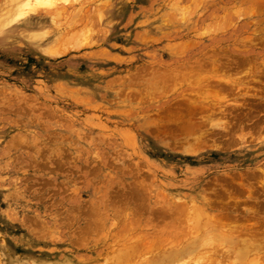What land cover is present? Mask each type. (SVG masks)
<instances>
[{"label":"rangeland","instance_id":"1","mask_svg":"<svg viewBox=\"0 0 264 264\" xmlns=\"http://www.w3.org/2000/svg\"><path fill=\"white\" fill-rule=\"evenodd\" d=\"M10 1L0 0V264H110L144 233L160 242L170 216L159 205L223 203L214 193L239 180L258 199L238 194L228 211L242 233L255 228L244 210L264 217V0H32L41 20ZM169 239L155 251L170 255Z\"/></svg>","mask_w":264,"mask_h":264},{"label":"bare ground","instance_id":"2","mask_svg":"<svg viewBox=\"0 0 264 264\" xmlns=\"http://www.w3.org/2000/svg\"><path fill=\"white\" fill-rule=\"evenodd\" d=\"M32 0H19L20 4H13V1H10V5L8 4V7L14 6V9L17 12L18 16L21 15H25L26 13H30V18H34L36 20H41L40 19V15L43 14L42 9H38L39 5H36L35 3L32 4L31 3ZM196 1V0H195ZM243 1V0H242ZM5 2V1H4ZM249 3H251V0L248 1ZM49 3V2H48ZM56 3V2H55ZM5 4V3H4ZM51 4V3H50ZM53 4V3H52ZM7 5V4H6ZM54 5V4H53ZM54 7V6H53ZM52 8V7H51ZM18 9V11H17ZM65 9V8H63ZM59 11V10H58ZM61 11V10H60ZM59 11V12H60ZM63 11V10H62ZM61 11V12H62ZM237 11V10H236ZM241 11V10H239ZM257 11V10H256ZM76 12V11H75ZM238 12V11H237ZM233 13V12H232ZM239 13V12H238ZM237 13V14H238ZM254 13V12H253ZM260 13V11H259ZM58 14V13H56ZM53 14V15H56ZM73 14V13H72ZM8 15V13H7ZM71 15V14H70ZM118 11L116 9V11L113 13L111 12V14H109V17L111 19H113V17H118ZM255 15V14H254ZM40 16V17H39ZM58 16V15H57ZM212 16V15H211ZM51 18V17H50ZM55 17H53L54 19ZM226 18V17H225ZM74 19V18H73ZM78 19V18H77ZM80 19V18H79ZM187 19V18H186ZM166 20V19H165ZM181 20V19H180ZM184 20V19H183ZM31 24V23H30ZM164 24V23H163ZM99 25V24H98ZM87 28V27H86ZM90 28V27H89ZM89 31V30H88ZM254 31V30H253ZM252 31V32H253ZM261 31V30H260ZM92 32V30L90 31ZM256 32V31H254ZM25 33V32H24ZM87 34V33H86ZM90 35V34H89ZM98 35V34H97ZM137 37V35H136ZM151 37V36H150ZM247 37V36H246ZM242 38V37H241ZM260 38V37H259ZM27 39V38H26ZM136 39V38H135ZM140 39V38H139ZM251 40V38H249ZM254 39V38H253ZM141 40V39H140ZM139 40V41H140ZM143 40V38H142ZM149 40V39H148ZM152 40V39H151ZM155 40V39H154ZM249 41V40H248ZM156 42V41H155ZM91 46V45H90ZM183 47V46H182ZM185 47V46H184ZM42 49V48H41ZM181 49V47H180ZM185 49V48H184ZM187 49V48H186ZM185 49V50H186ZM183 50V49H182ZM103 52V51H102ZM180 52V51H179ZM89 55V54H88ZM203 57V56H202ZM201 57V58H202ZM247 60V59H246ZM199 61V60H198ZM255 61V60H254ZM192 64V63H191ZM250 64V63H248ZM201 65V63H200ZM232 65V64H231ZM245 65V64H243ZM257 65V64H256ZM213 66V65H212ZM256 67V66H255ZM203 68V67H202ZM253 68V67H252ZM204 69V68H203ZM198 70V69H197ZM261 70V69H260ZM200 71V69L198 70ZM204 71V70H203ZM208 71V70H207ZM206 71V73H207ZM249 71V68H248ZM254 71V70H253ZM169 73V72H168ZM197 73H201L200 72H196L195 70V74L197 75ZM191 74V73H190ZM205 74V72H204ZM188 76V75H187ZM194 76V74H193ZM191 78V76L189 77L190 80L192 81L194 78L195 79L193 82H195L194 84H198L200 82H203L202 80L205 81L204 76L201 78H199L200 76H197L194 78ZM206 77V76H205ZM171 78V77H170ZM186 78V77H185ZM207 78V77H206ZM229 78V77H228ZM227 78V79H228ZM129 79V78H128ZM165 79V78H164ZM169 79V78H168ZM184 79V78H183ZM209 79V78H208ZM175 80V79H174ZM183 81V80H181ZM223 81V80H222ZM239 81V80H238ZM237 81V82H238ZM241 81V80H240ZM258 81V80H257ZM152 82V81H151ZM253 82V81H252ZM113 83V82H112ZM115 83V82H114ZM147 83V82H146ZM163 83V82H162ZM117 84V83H116ZM133 84V83H132ZM152 84V83H151ZM186 84V83H185ZM210 84V83H209ZM224 84V83H222ZM229 84V83H228ZM157 85V84H156ZM172 85V84H171ZM177 85V84H176ZM202 85V84H201ZM132 86V85H131ZM189 86V85H188ZM235 86V85H234ZM155 87V86H154ZM158 87V86H157ZM147 89V88H146ZM152 89V88H151ZM163 89V88H162ZM168 89V88H167ZM166 89V90H167ZM157 90V89H156ZM160 90V89H159ZM138 91V90H137ZM141 91V90H140ZM174 91V90H173ZM126 92V91H124ZM129 92V91H128ZM131 92V91H130ZM165 92V91H164ZM152 93V91H151ZM162 93V90H161ZM159 94V93H156ZM164 94V93H163ZM183 93H181L182 95ZM128 95V94H127ZM136 95V94H134ZM140 95V94H139ZM143 95V94H142ZM166 95V93H165ZM202 95V94H201ZM250 95V94H249ZM137 96V95H136ZM141 96V95H140ZM148 96V95H147ZM153 95H151L152 97ZM191 96V95H190ZM130 97V96H129ZM135 97V96H134ZM161 97V96H160ZM164 97V95L162 96ZM264 97V96H263ZM131 98V97H130ZM141 98V97H140ZM143 98V97H142ZM145 98V97H144ZM127 99V98H126ZM129 99V98H128ZM138 99V97H137ZM143 100V99H142ZM141 100V101H142ZM75 101V100H74ZM145 101V100H143ZM148 101V100H147ZM85 102V101H84ZM176 103V102H175ZM178 103V102H177ZM5 104V103H4ZM3 105V104H2ZM189 105V104H188ZM242 106V105H241ZM205 107V106H204ZM240 107V106H238ZM178 108V107H177ZM183 108V106H182ZM186 108V107H185ZM184 108V109H185ZM190 108V107H189ZM187 108V109H189ZM181 109V108H180ZM179 110V109H178ZM168 111V110H167ZM182 111V110H181ZM191 111V110H190ZM196 111V110H195ZM110 112V111H108ZM176 112V111H175ZM184 112V111H183ZM182 112V113H183ZM192 112V111H191ZM194 112V111H193ZM202 112V111H201ZM52 113V112H51ZM173 113V112H172ZM48 114V113H46ZM50 114V113H49ZM164 114V113H163ZM183 115V114H182ZM164 116V115H163ZM177 116V115H176ZM192 116V115H191ZM194 116V115H193ZM192 116V117H193ZM175 117V116H174ZM180 117V116H179ZM36 118V117H35ZM167 118V117H166ZM181 118V117H180ZM179 118V119H180ZM11 119V118H10ZM31 120V119H30ZM164 120V119H163ZM166 120V119H165ZM12 121V120H11ZM32 122V121H31ZM12 123V122H11ZM167 123V122H166ZM180 123V122H179ZM190 123V122H188ZM31 124V123H30ZM39 124V123H38ZM178 124V123H177ZM32 125V124H31ZM183 125V124H182ZM41 126V125H40ZM181 126V125H180ZM186 126V125H185ZM40 128V127H39ZM52 129V128H51ZM155 130V129H154ZM163 130V129H162ZM175 130V129H174ZM153 132V131H152ZM162 132V131H161ZM166 132V131H165ZM175 132V131H174ZM151 133V132H150ZM170 133V132H169ZM187 133V132H186ZM152 134V133H151ZM159 134V133H158ZM162 134V133H161ZM173 134V133H172ZM165 135V133H164ZM46 136V135H44ZM43 136V137H44ZM129 136V135H128ZM169 136V135H168ZM177 136V135H176ZM175 136V137H176ZM180 136V135H178ZM49 137V136H48ZM184 137V136H183ZM46 138V137H45ZM53 138V137H52ZM51 138V139H52ZM15 139V138H14ZM164 139V138H163ZM26 140V139H25ZM131 140V139H129ZM162 140V139H161ZM40 143V142H39ZM45 143V142H44ZM43 145V144H42ZM40 146V145H39ZM45 146V145H44ZM43 146V147H44ZM49 148V147H47ZM46 148V149H47ZM48 150V149H47ZM45 151V150H44ZM42 152V151H41ZM49 152V151H48ZM43 154V153H42ZM64 154V153H63ZM31 159V158H30ZM50 159V158H49ZM53 162V161H52ZM39 163V162H38ZM56 163V162H55ZM53 164V163H51ZM36 165V164H35ZM31 166V165H30ZM37 166V165H36ZM39 167V165H38ZM37 168V167H36ZM41 168V167H40ZM109 169V168H108ZM19 170V169H18ZM40 170V169H39ZM57 170V169H56ZM62 171V170H61ZM59 171V172H61ZM58 172V173H59ZM263 177L261 178L263 180L264 184V173H262ZM140 176V175H139ZM237 178H240L237 176ZM231 179V178H230ZM236 179V177H235ZM242 179V178H241ZM234 180V179H233ZM239 180V179H238ZM243 180V179H242ZM90 181V180H89ZM104 181V180H103ZM234 182V181H233ZM236 182H240L239 185L233 184L234 187L233 189H235V191L233 189H228L225 187H222L221 190L218 192L214 193L215 198L218 197V199H220L221 201H223V203L219 202V201H209L208 199H206L204 196H201L198 200L197 203L194 201H191L190 199H185V198H178L174 201H170V204H163L162 207L159 205L160 209L158 211H156L157 215H159L162 218H168L170 216V223H165L163 225V227L159 230V240L160 242H158L157 245H155V242L150 241L151 243H149L148 241V237L150 234L144 233V237L140 236L141 239L140 241H135L134 243L130 242V245L128 246L129 248L123 249L121 251L120 254L121 257L117 259L113 260L116 261L114 262L115 264H221L223 263L222 261L226 262V260H228L230 263L235 264L234 261L238 262L239 264H264V217L260 215L259 211L257 209H255V207H249L246 208L245 207V213L247 215H250L251 218L253 220H255L253 222V227H255L254 229L249 227L248 224H246L249 228H247V230H245V232H241L243 230V222L241 223L240 219L237 218V215H233L231 213H229L228 211V207L230 204V201H234L236 202L238 200L237 195L241 194V193H245L247 194L246 198L248 200H252V201H256L257 199L254 198V194L256 193V188L253 186L252 182L244 181L246 184H242L241 180L239 181H235ZM243 182V183H244ZM254 183V182H253ZM257 184V183H256ZM262 184H260L262 186ZM144 185V184H143ZM231 185V184H230ZM230 185L226 186V187H230ZM236 185V186H235ZM93 186V184H92ZM222 186V185H221ZM232 186V185H231ZM98 187V186H97ZM96 187V188H97ZM238 187V188H236ZM95 188V187H94ZM140 188V187H139ZM232 188V187H231ZM264 188V185H263ZM263 188H261L263 190ZM134 189V188H133ZM145 190V189H144ZM216 190V191H217ZM96 191V190H95ZM147 191V190H146ZM206 191V190H205ZM258 191V190H257ZM29 192V191H28ZM76 193V191H75ZM138 193V192H137ZM157 193V192H156ZM259 193H263V192H259L258 191V196ZM264 194V193H263ZM262 194V197H263ZM108 195V194H107ZM164 195V194H163ZM147 196V195H146ZM207 196V195H206ZM256 196V197H258ZM240 197V196H239ZM138 198V197H137ZM261 198V197H260ZM264 198V197H263ZM263 198L262 201H263ZM115 199V198H114ZM163 199V198H162ZM108 200V199H107ZM106 200V201H107ZM110 200V197H109ZM171 200V198H170ZM217 200V199H214ZM113 201V200H112ZM111 201V202H112ZM116 201V200H115ZM187 201H190V203H188ZM125 202V201H124ZM212 202L215 204H217L219 202V204H217L216 206L212 205ZM107 203V202H106ZM109 203V201H108ZM253 203V202H252ZM251 203V205H252ZM46 204V203H45ZM105 204V203H104ZM112 204V203H111ZM221 204V205H220ZM109 205V204H107ZM137 205V204H136ZM142 205V204H141ZM113 206H115V204H113ZM134 206V205H133ZM254 206V205H253ZM256 206V204H255ZM53 207V206H52ZM106 208L105 205H103V208ZM112 207V206H111ZM165 207V208H164ZM217 207V208H216ZM260 207V206H259ZM94 208V207H93ZM98 208V207H97ZM96 208V209H97ZM114 207H112L113 209ZM134 208V207H133ZM138 207H135V209H137ZM142 208V207H141ZM150 208V207H149ZM153 208V207H152ZM155 208V207H154ZM99 209V208H98ZM110 209V207H109ZM118 209H120L118 207ZM140 209V208H139ZM138 209V210H139ZM143 209V208H142ZM145 209V208H144ZM157 209V207H156ZM230 209V207H229ZM232 209V208H231ZM106 210V209H104ZM111 210V209H110ZM236 210V209H235ZM243 210V209H242ZM263 210V209H262ZM92 211V209H91ZM130 211V210H129ZM128 211V212H129ZM142 211V210H140ZM139 212H135V214L137 213V215L140 213ZM96 211H92L93 213V217L95 219V214ZM99 213V210L97 211ZM104 212V211H103ZM102 212V215H103ZM149 212V211H148ZM234 212V211H233ZM237 212V211H236ZM239 212V211H238ZM97 213V214H98ZM117 213V211H116ZM115 213V214H116ZM119 213V211H118ZM143 213V212H141ZM244 213V214H245ZM96 214V215H97ZM101 214V213H100ZM99 214V215H100ZM243 214V212H242ZM240 213V215H242ZM105 216L107 215L106 213L104 214ZM103 215V216H104ZM132 215V214H131ZM140 215V214H139ZM98 216V215H97ZM104 216V217H105ZM119 216V215H118ZM144 216V214H143ZM158 216V217H159ZM246 216V215H245ZM244 216V217H245ZM137 217V216H136ZM134 217V218H136ZM148 217L150 218V215H148ZM152 217V216H151ZM243 217V216H242ZM97 218V217H96ZM101 218V217H99ZM131 218V217H130ZM133 218V217H132ZM148 218V220H145L144 222H142L143 224V229L148 232L149 230L153 229L155 230L156 225L159 224H154V222L151 223V220ZM166 218V220H168ZM246 218V217H245ZM102 219V218H101ZM126 219V216H125ZM137 219H140L137 217ZM155 219V218H154ZM153 219V220H154ZM239 219V220H238ZM247 219V218H246ZM61 220V219H60ZM135 220V219H133ZM157 219H155L154 221H156ZM165 220V221H166ZM242 220H244V218H242ZM64 221V220H63ZM98 221V220H96ZM129 221V218H128ZM164 221V220H162ZM248 222V220H245ZM99 222V221H98ZM135 222V221H134ZM138 222V221H137ZM97 223V222H96ZM129 223V222H128ZM131 223V222H130ZM129 223V224H130ZM164 223V222H163ZM89 224V223H88ZM91 224V223H90ZM89 224V225H90ZM139 224V223H138ZM154 224V225H153ZM31 225V224H30ZM29 225V226H30ZM88 225V226H89ZM92 225V224H91ZM101 225V224H100ZM113 225V224H112ZM115 225V224H114ZM87 226V227H88ZM95 227V224L93 225ZM110 226V225H109ZM252 226V225H250ZM91 227V226H90ZM142 228V227H141ZM201 228V229H200ZM242 228V230L239 231V229ZM92 229V227H91ZM140 229V228H139ZM95 230V229H94ZM120 230V229H119ZM156 232L152 231L153 233H155V235H157V231ZM36 231V230H35ZM200 231V234H202V237H200L199 235L193 236L191 233L193 232H197ZM123 232V231H122ZM84 233V232H83ZM120 233V232H119ZM151 233V232H150ZM152 233V234H153ZM114 233H112L113 235ZM129 234V233H128ZM192 235L193 237H189L191 238V241H189L188 236ZM96 235V233H95ZM122 235V234H121ZM124 235V234H123ZM154 235V234H153ZM106 236V235H105ZM125 236V235H124ZM136 236V235H135ZM163 236V237H160ZM125 238V237H124ZM130 238V237H129ZM170 238V239H174L176 240L177 246H173L171 244H169L168 242V246L170 245V255L168 253V251H166V253L164 254L165 251H155L158 249V246H162L163 245V240ZM188 238V240H187ZM117 239V238H116ZM120 239V238H119ZM119 239L115 240L118 241ZM151 239V238H150ZM169 239V240H170ZM107 240V239H106ZM129 240V239H128ZM129 240V241H130ZM139 240V239H138ZM157 240V241H159ZM120 241V240H119ZM168 241V240H167ZM94 242V240H93ZM111 242V241H110ZM166 242V240H165ZM215 242V243H214ZM66 243V242H65ZM132 243V244H131ZM157 243V242H156ZM174 243V242H173ZM218 243V244H216ZM114 244V243H113ZM216 244V245H215ZM111 245V244H109ZM117 245V244H116ZM115 245V246H116ZM124 245V244H123ZM127 245V244H126ZM123 247V246H122ZM123 247V248H124ZM164 247V246H163ZM163 247H160L161 250ZM165 250V249H164ZM155 251V252H154ZM118 253V252H117ZM231 257H233L234 261H230ZM112 260H109L110 264L113 262ZM232 260V259H231ZM234 262V263H233ZM108 263V260H107ZM106 264V262H105ZM109 264V263H108ZM224 264V263H223ZM228 264V263H225ZM237 264V263H236Z\"/></svg>","mask_w":264,"mask_h":264}]
</instances>
